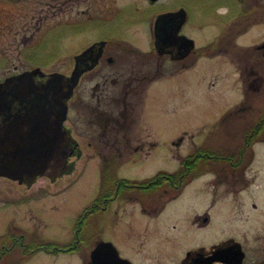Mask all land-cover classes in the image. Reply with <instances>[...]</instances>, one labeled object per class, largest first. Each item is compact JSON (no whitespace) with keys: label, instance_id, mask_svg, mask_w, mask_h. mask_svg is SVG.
I'll list each match as a JSON object with an SVG mask.
<instances>
[{"label":"rangeland","instance_id":"374dc122","mask_svg":"<svg viewBox=\"0 0 264 264\" xmlns=\"http://www.w3.org/2000/svg\"><path fill=\"white\" fill-rule=\"evenodd\" d=\"M130 1L0 0L1 70L41 64L45 71L69 75L73 56L99 36L149 49L150 33L132 27L95 32L92 25H83L81 33L75 30L78 12L110 13ZM203 18L194 10L183 27L197 49L208 45L222 26L216 17ZM208 23L215 31L211 36ZM252 38L249 30L238 36L237 51H247ZM236 60L242 69L243 58L224 54L190 57L185 68L164 63L170 72L146 87L148 80H142V91L128 94L125 103L120 97L124 92L117 91L123 81L112 86L109 80L106 85L103 80H80L68 100L64 124L78 144L76 152L63 172L22 184L0 177V240L13 230L27 233L34 242H73L79 215L100 195L104 155L116 162L117 177L134 181L175 170L177 157L198 148L221 155L229 144L241 143L245 126L264 109V80L250 85L252 75L237 74ZM98 82L104 88L96 91L100 101L93 95ZM258 85L260 91L251 90ZM245 159L238 169L225 164L216 174L192 179L174 198L171 192L162 195L158 204L139 195H118L86 219L77 249L39 251L17 257L15 264H86L98 240L112 242L132 264H176L186 251L230 237L248 246L264 227V139L252 144ZM154 206L161 210L156 216Z\"/></svg>","mask_w":264,"mask_h":264},{"label":"flooded vegetation","instance_id":"af4514ba","mask_svg":"<svg viewBox=\"0 0 264 264\" xmlns=\"http://www.w3.org/2000/svg\"><path fill=\"white\" fill-rule=\"evenodd\" d=\"M244 1L131 0L110 13L92 12L91 14H86L84 11L78 12L74 23L77 32L81 33L83 25H92L95 32L98 29L102 30V32H113L116 30L118 32L122 31L123 28L125 30L132 27L133 29L131 30L150 33V39L147 41L149 49H138L117 37L110 36L106 38L99 36L73 56V67L69 75L65 74L63 89H66V86H64L67 83L66 78L76 68L81 72L78 84L82 79L103 80V85H106V81L109 80L113 84L112 86L118 80L123 81L122 89L117 91L124 92L123 96L121 94L120 97L125 103L128 94L142 91V88L138 87L141 85L142 80L152 82L170 72L164 63L173 64V66L181 63L180 67L185 68L190 65L185 62L190 57L202 55L214 57L219 54L232 55L238 60L243 58L244 65L242 69L240 62L234 61V64H238L236 73H241L242 75L251 74L252 82H250V85L252 83L256 84V82L261 84V81L264 80V29L262 30L264 28V0H248L247 3ZM242 4L245 5L241 6ZM222 8L226 10L221 11ZM194 10L197 11V14L199 12L204 16L205 18L203 19L207 21H212V17L218 18L222 26L217 31L216 36H213V40L208 45L204 44L202 46L203 49H197L195 44L187 52L181 44L183 39H177L174 32L191 37L183 31V27L188 23L190 13H193ZM82 16H86V19L84 20ZM207 21L205 22L207 23ZM212 25L208 23L205 27L206 29L208 28L206 31L210 32L209 36L215 32L211 28ZM247 30L252 33V44L245 47L247 51L238 52L237 38ZM96 42H102L98 57L94 56L97 51L95 50L92 55L91 52H86L81 58L75 59L76 55L81 54L86 48ZM40 65L31 66L30 64L20 68L15 66L13 69L7 68L2 71L0 62V165L2 166H7L11 163L10 159L16 154L15 151H25L28 142H44L48 141V138L52 136V133H49L48 121L42 117V113H39L38 108V104L45 103L44 94L46 91L28 90L25 81L19 84L21 90H23L21 87L25 86V91H3L5 89L3 86L5 79L34 68H39V71L32 75L33 84L37 88L45 84L50 78V73L54 71H45ZM102 88L103 86L99 82L93 87V95H96L97 101H100V97L96 91H103L104 88ZM251 90L260 91L261 88L259 85L258 87L252 86ZM112 91L115 90L112 89ZM114 98L117 100L119 97L114 95ZM81 102L79 99V105H81ZM253 131H256V129ZM21 141L26 142L24 147ZM45 154L40 157L43 158ZM230 154L231 151L223 152L220 155L222 161L219 162L218 168L214 171L208 170L209 160L204 156L190 153L180 158L177 157L178 167L169 173L181 170L180 173L175 177L166 176L156 186L157 188L149 182L138 184L136 181L123 182L122 180H130L124 177L118 178L116 185L110 188V195H106L100 201H93L89 205L90 207L83 211L77 221V227L74 230L75 234L79 233V224L86 220L85 217L87 218L96 211L107 208L109 203L118 196V192L119 196L126 195L137 199L139 195L150 199L153 204H158L162 195H166L168 192L174 195H172V198L177 196L193 179L192 177L189 178V176L194 171L197 173L196 177H200L205 174L220 172L222 168L224 169L225 164L233 170L244 166L247 155L243 160H238L236 156L232 157ZM7 160L9 161L8 163L6 162ZM5 172L0 168V177L7 178V174H4ZM16 175L14 179L8 178L17 181L19 184L28 183V181L36 177L34 174L28 173L26 169H21ZM154 207L152 209L154 216H156L161 210L160 207ZM203 223L204 221H201L197 226H202ZM26 235L28 236L27 233H17L13 230L4 235L0 240V264H15L17 257L33 256L36 252L47 251L42 241L34 242L33 239L27 238ZM118 253L121 257L129 260V258L120 254L119 251ZM86 264H93L90 258ZM130 264H132L131 261ZM176 264H264V227L262 231L251 236L248 246L242 240L230 237L218 244L186 251L181 261Z\"/></svg>","mask_w":264,"mask_h":264},{"label":"water","instance_id":"95a60500","mask_svg":"<svg viewBox=\"0 0 264 264\" xmlns=\"http://www.w3.org/2000/svg\"><path fill=\"white\" fill-rule=\"evenodd\" d=\"M174 34L177 39H183V43L181 44L184 50L188 52L193 48L194 41L191 38L180 35L176 31ZM101 43L102 42H96L91 44L81 54L76 55L75 59L81 58L86 52H91L92 55L95 50L97 51L94 56L98 57L101 50ZM38 71L39 68L24 71L18 75L5 79L3 82V86L5 87L3 91H25V86L21 87L23 90L19 88V84L23 83V81L26 82L28 90L36 89L37 91H46L44 94L45 103L38 104V108L39 113H42V117L48 121L49 133H52L48 141H31L27 144L21 141L23 147L26 144L27 149L22 152L15 151L16 154L10 159L11 163L7 166L0 165V168L7 172L4 174H7L6 176L10 178H16L14 176H17L16 174L21 169H26L31 175L52 174L58 168L64 170L66 167V156L71 155L74 151V147L69 148L68 146L71 140L63 124L67 116L66 99L72 94L81 72L75 68L72 74L66 78L67 83L64 85L66 89H63L64 75L59 72L50 73L49 80L37 88V86L33 84L32 75ZM16 145L18 146V144ZM42 154H45L43 158L40 157ZM6 162L8 163L9 161L7 160ZM90 259L93 264H130L128 260L118 255L116 248L109 241L97 242L90 252Z\"/></svg>","mask_w":264,"mask_h":264},{"label":"trees","instance_id":"16d2710c","mask_svg":"<svg viewBox=\"0 0 264 264\" xmlns=\"http://www.w3.org/2000/svg\"><path fill=\"white\" fill-rule=\"evenodd\" d=\"M256 126V128H254ZM256 129V131H253ZM241 143L231 151V156H236L238 160H243L245 156L248 154L251 145L253 142L258 141V140H263L264 139V109L261 111L260 115L249 125L245 126L242 135H241ZM230 152V149L227 148L225 149V152ZM194 154H197V156H204L209 160L208 164V170H216L219 166V162L222 161V157L218 152H213V151H208L205 148L201 147L196 150ZM239 154V155H237ZM207 155H209L207 157ZM195 157V156H194ZM103 179H102V184L100 188V196L95 200L100 201L102 200L106 195H110L111 187L115 186L118 180L116 179L114 173H115V168H114V160L112 157H109L108 155L103 157ZM181 171V170H180ZM180 171L174 172V173H169V172H158L156 175L153 177L144 180V181H139V184L142 183H152L155 185V188L158 184H160L166 176L170 177H175L180 173ZM197 176L196 171L192 173V175L189 176L195 177ZM188 178V177H187ZM123 182H129L127 180H122ZM83 224V222L81 223ZM45 246L48 248H52L53 246H56V249L60 250H65L69 245H54L53 243H45Z\"/></svg>","mask_w":264,"mask_h":264}]
</instances>
